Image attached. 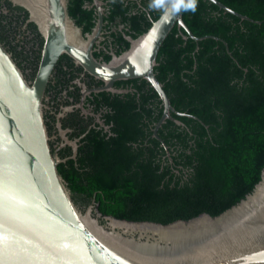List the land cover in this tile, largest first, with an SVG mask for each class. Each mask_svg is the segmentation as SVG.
<instances>
[{
	"label": "trees",
	"instance_id": "16d2710c",
	"mask_svg": "<svg viewBox=\"0 0 264 264\" xmlns=\"http://www.w3.org/2000/svg\"><path fill=\"white\" fill-rule=\"evenodd\" d=\"M217 1L261 23L241 20L207 0H190L182 13L190 32L223 40L230 54L221 41L196 43L183 39L174 27L154 68L175 110L199 121L171 114L182 125L167 120L157 133L168 157L152 136L162 115L161 101L145 80L135 79L141 82L139 101L130 94L125 101L116 95L110 133L88 134L76 160L57 167L76 205L87 208L93 203L102 216L118 220L167 225L202 213L218 216L260 181L264 0ZM168 2L110 0L112 12L124 19L127 10L136 11L131 20L138 35Z\"/></svg>",
	"mask_w": 264,
	"mask_h": 264
},
{
	"label": "water",
	"instance_id": "95a60500",
	"mask_svg": "<svg viewBox=\"0 0 264 264\" xmlns=\"http://www.w3.org/2000/svg\"><path fill=\"white\" fill-rule=\"evenodd\" d=\"M10 1L28 11L44 44L30 81L0 42V264H264V170L253 191L218 216L202 213L167 225L130 222L102 216L93 203L82 211L58 173L65 161L50 149L43 100L53 69L67 55L103 82L94 92L123 93L113 88L116 81L145 80L163 108L152 136L169 155L158 130L167 120L182 125L171 114L198 118L175 110L156 78L163 42L177 27L183 39L221 41L229 53L223 40L190 32L182 17L190 0H169L144 33L128 39V50L109 62L93 55L102 26L97 0L99 18L91 35L70 18L68 0ZM207 1L241 20L261 23Z\"/></svg>",
	"mask_w": 264,
	"mask_h": 264
},
{
	"label": "flooded vegetation",
	"instance_id": "af4514ba",
	"mask_svg": "<svg viewBox=\"0 0 264 264\" xmlns=\"http://www.w3.org/2000/svg\"><path fill=\"white\" fill-rule=\"evenodd\" d=\"M97 1L102 11V26L92 47L93 55L100 62H109L113 56H120L128 50V39L139 36L131 20L136 11L127 10V18L124 19L122 14L112 12L110 0ZM67 8L70 18L82 33L91 35L99 18L95 0H68ZM0 42L14 56L27 79L32 81L38 69L44 38L37 25L29 20L28 11L10 0H0ZM134 80L114 83L113 88L123 93L94 92V89L103 87V82L89 75L67 55H62L49 78L43 100L44 121L52 153L65 162L76 160L81 141L88 134L97 130L109 134L115 96L125 101L130 94L139 101L141 82ZM73 155L74 159L71 158ZM78 207L82 211L86 209Z\"/></svg>",
	"mask_w": 264,
	"mask_h": 264
},
{
	"label": "rangeland",
	"instance_id": "374dc122",
	"mask_svg": "<svg viewBox=\"0 0 264 264\" xmlns=\"http://www.w3.org/2000/svg\"><path fill=\"white\" fill-rule=\"evenodd\" d=\"M90 209H89V207H87L86 209H85V211L84 212H88ZM91 213V218L92 219H95V217H94V215H93V212H90Z\"/></svg>",
	"mask_w": 264,
	"mask_h": 264
},
{
	"label": "bare ground",
	"instance_id": "6f19581e",
	"mask_svg": "<svg viewBox=\"0 0 264 264\" xmlns=\"http://www.w3.org/2000/svg\"><path fill=\"white\" fill-rule=\"evenodd\" d=\"M127 228H130V227H127ZM132 229H134V228H132Z\"/></svg>",
	"mask_w": 264,
	"mask_h": 264
},
{
	"label": "snow or ice",
	"instance_id": "6c2138e0",
	"mask_svg": "<svg viewBox=\"0 0 264 264\" xmlns=\"http://www.w3.org/2000/svg\"><path fill=\"white\" fill-rule=\"evenodd\" d=\"M192 5H189V7H191Z\"/></svg>",
	"mask_w": 264,
	"mask_h": 264
}]
</instances>
